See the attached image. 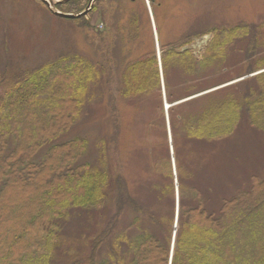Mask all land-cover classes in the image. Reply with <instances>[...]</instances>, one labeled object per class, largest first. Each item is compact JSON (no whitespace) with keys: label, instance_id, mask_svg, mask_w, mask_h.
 <instances>
[{"label":"rangeland","instance_id":"rangeland-1","mask_svg":"<svg viewBox=\"0 0 264 264\" xmlns=\"http://www.w3.org/2000/svg\"><path fill=\"white\" fill-rule=\"evenodd\" d=\"M48 1L58 12L62 7L57 5L66 2ZM79 1L82 10L73 14L89 11L76 22L54 15L40 0H0V95L25 71L62 56L80 57L96 75L88 86L90 99L87 95L73 126L58 139L87 140V150L79 162L107 172L108 196L98 207L68 210L59 223V238L49 264H71L88 256L91 241L118 208L117 179L125 182L136 203V210L125 207L119 217L117 234L129 240L140 234L162 238L158 226L148 219L153 215L159 223L171 226L172 246L180 201L188 208L199 199L210 213L217 212L223 200L238 192H250L248 199L254 200L258 191L252 193L253 179L264 178V134L252 128L241 114L235 131L222 140H186L180 131L174 142L169 110L176 108L172 114L178 116V105L192 97L167 102L160 57L165 48L181 40L187 43L182 50L188 49L200 60L212 31L235 25L252 26L258 41L264 43V0ZM248 41L249 36L238 38L228 47L224 69L212 76L214 67L209 68V77L195 84L194 90L210 89L193 97L226 86L240 96L241 82L264 72L256 66L264 48L259 47L252 59L246 60ZM152 53L158 64L160 87L140 98H125L119 93L121 73L128 64ZM250 65L255 71L244 75ZM189 74L168 70L174 97H182L185 86L180 83L189 79ZM165 100L170 107L165 108ZM179 127L176 125V131ZM45 149L33 160H41ZM259 191L264 193L263 188ZM13 194L17 195L8 210L27 198L12 187L5 197ZM195 195L197 199H193ZM120 248L125 250V245ZM97 257L99 262L107 260L106 250L100 249Z\"/></svg>","mask_w":264,"mask_h":264},{"label":"trees","instance_id":"trees-1","mask_svg":"<svg viewBox=\"0 0 264 264\" xmlns=\"http://www.w3.org/2000/svg\"><path fill=\"white\" fill-rule=\"evenodd\" d=\"M79 5V0H68L57 6L62 7L61 12L73 14L82 10ZM65 6L69 11H64ZM68 20L77 22L82 18ZM253 29L250 25L214 29L200 60L188 49L182 50L187 45L185 41L165 48L160 62L167 102L174 103L210 89L195 91L194 85L209 77L211 67H214L212 76L220 74L227 49L236 39L249 36L244 56L251 60L259 47L264 48ZM256 63L258 68H264V55ZM91 67L78 56H62L25 71L8 83L0 95V264H49L59 238V223L68 210L95 208L107 199V172L79 162L87 150V140L58 139L73 126L83 103L91 97L88 86L96 76ZM168 67L190 73L189 79L180 84L191 86L184 87L186 91L180 98L174 97L170 90ZM254 69L250 65L244 75ZM241 85L240 96L233 87L226 86L191 98L178 105L181 110L178 116L172 114L176 108L171 107L174 142L180 131L186 140H222L235 131L241 114L252 128L264 134V72ZM157 87L160 81L154 53L128 64L120 75L119 93L125 98H140ZM176 125L180 130L176 131ZM43 147L46 149L41 160L34 161ZM117 182L116 212L91 241L88 256L71 264H264V193L259 191L264 189V178L253 179L251 192L258 191L254 200L248 199L250 192H238L223 200L217 212L203 209L196 195L193 199L198 202L188 208L180 201L172 248L171 226L167 228L153 215L148 219L158 226L162 238L140 234L129 240L117 234L123 208L136 210L125 182L117 179L116 185ZM10 187L27 198L8 210V204L17 195L5 197ZM122 245L125 250H121ZM102 248L107 260L99 262L97 255Z\"/></svg>","mask_w":264,"mask_h":264},{"label":"water","instance_id":"water-1","mask_svg":"<svg viewBox=\"0 0 264 264\" xmlns=\"http://www.w3.org/2000/svg\"><path fill=\"white\" fill-rule=\"evenodd\" d=\"M48 9H50V11L58 16V17H61V18H65V19H74V18H77V17H83L87 14V12L89 11V9L87 10H84L82 11L81 13H78V14H65V13H61V12H58V11H53L51 6L49 5V2L47 0H40ZM64 1H67V0H64ZM194 98V97H192ZM191 98H188L187 100H189Z\"/></svg>","mask_w":264,"mask_h":264},{"label":"bare ground","instance_id":"bare-ground-1","mask_svg":"<svg viewBox=\"0 0 264 264\" xmlns=\"http://www.w3.org/2000/svg\"><path fill=\"white\" fill-rule=\"evenodd\" d=\"M48 1V0H47ZM49 2V1H48ZM49 5H50V2H49ZM51 6V5H50ZM166 105H165V108H168L170 107V105H168V103H166V101L164 102Z\"/></svg>","mask_w":264,"mask_h":264}]
</instances>
